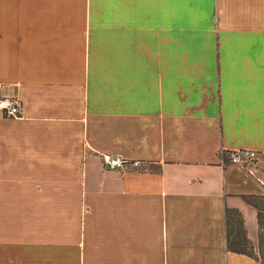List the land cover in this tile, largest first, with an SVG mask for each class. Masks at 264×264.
I'll return each instance as SVG.
<instances>
[{
  "label": "crops",
  "instance_id": "1",
  "mask_svg": "<svg viewBox=\"0 0 264 264\" xmlns=\"http://www.w3.org/2000/svg\"><path fill=\"white\" fill-rule=\"evenodd\" d=\"M3 96L0 264H258L224 211L256 250L264 0H0Z\"/></svg>",
  "mask_w": 264,
  "mask_h": 264
},
{
  "label": "trees",
  "instance_id": "2",
  "mask_svg": "<svg viewBox=\"0 0 264 264\" xmlns=\"http://www.w3.org/2000/svg\"><path fill=\"white\" fill-rule=\"evenodd\" d=\"M149 170L152 169L149 167ZM157 172H161L160 167ZM242 199L256 214L257 248L255 250L247 237L242 214L237 209L226 208L224 211L226 249L228 252L246 256L258 264H264V195L243 196Z\"/></svg>",
  "mask_w": 264,
  "mask_h": 264
},
{
  "label": "built area",
  "instance_id": "3",
  "mask_svg": "<svg viewBox=\"0 0 264 264\" xmlns=\"http://www.w3.org/2000/svg\"><path fill=\"white\" fill-rule=\"evenodd\" d=\"M21 111L20 100L16 97H0V118L18 117ZM256 152L247 149H241L219 154L222 167L237 165L246 167L255 158ZM101 163L104 169L121 173L132 171H143V163L139 161H128L119 155L103 153L100 155Z\"/></svg>",
  "mask_w": 264,
  "mask_h": 264
}]
</instances>
